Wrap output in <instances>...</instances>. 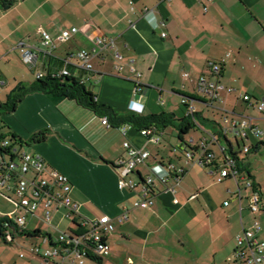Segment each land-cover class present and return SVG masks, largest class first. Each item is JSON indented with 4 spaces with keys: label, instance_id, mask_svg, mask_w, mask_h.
Segmentation results:
<instances>
[{
    "label": "crops",
    "instance_id": "1",
    "mask_svg": "<svg viewBox=\"0 0 264 264\" xmlns=\"http://www.w3.org/2000/svg\"><path fill=\"white\" fill-rule=\"evenodd\" d=\"M4 3L11 4L6 7ZM72 27L78 31L60 42L57 37L61 31ZM42 31L51 34L54 47L43 44ZM99 35L114 39L122 58H116L112 49H103L91 58L101 76L91 87L98 101L119 116L135 114L129 104L135 95L138 71L145 108L137 115L171 114V122L150 126L162 133L154 141L131 124H103V116L75 100L45 93L26 95L3 127L22 139L43 128L51 130L47 141L33 144L31 149L51 169L69 177L79 214L52 207L47 221L43 204L34 213L23 211L27 216L25 230H41L42 235L32 239L19 236L21 241L15 245L24 250L32 245L48 248L53 242H45L44 236L49 234L53 241L63 231L77 234L82 230V218L107 214L115 225L108 235L111 254L88 259L86 264H244L236 258L235 237L253 220H259L261 226L264 221V174L256 167V162L264 159V155L259 157L264 151V112L255 105L257 100H264V0H0V102L21 85L35 81L40 72L46 75L69 69L85 76L84 70L76 63H67L65 57L91 50ZM21 43L37 55L30 64L32 77L17 66ZM210 62L220 65L219 74L211 72ZM184 72L190 79L184 78ZM201 77L220 81L235 91L224 94L225 101L214 107L197 102L198 124L181 140L180 119L186 114L182 100L198 97ZM241 94L251 95L252 104L244 102ZM198 105L214 109L213 119ZM228 111L253 118L254 126L263 132L256 137L248 130V138L231 139L234 151L238 150L237 142L253 147L242 157L245 174L261 192L262 208L255 214L249 208L252 189L242 180L237 183L230 177L217 182L223 163L217 145H211L216 154L211 166L185 157L188 146L218 130L224 116H232ZM201 116L211 121L200 122ZM127 140L151 153L147 164L130 174L135 182L151 174L152 165L161 163L170 166L174 175L171 182L177 183L174 191L167 190L156 179L154 203L149 208L134 206L138 188H119L116 164L127 159ZM16 198L14 191L0 185V201L10 206L0 208V217L20 212L13 201ZM55 214L67 219L66 229L51 224ZM123 215L127 218L121 221ZM263 232L262 226L264 238ZM41 262V256L28 252L24 258L16 255L6 264ZM47 264L74 263L54 258Z\"/></svg>",
    "mask_w": 264,
    "mask_h": 264
},
{
    "label": "built area",
    "instance_id": "2",
    "mask_svg": "<svg viewBox=\"0 0 264 264\" xmlns=\"http://www.w3.org/2000/svg\"><path fill=\"white\" fill-rule=\"evenodd\" d=\"M213 2L214 0H207ZM163 24V23H161ZM78 31L77 27L61 31L57 39L60 42L68 40L72 34ZM165 35V33H163ZM44 45L54 47V42L51 34L47 31H42ZM103 49L114 50L116 58L121 59L122 54L119 52L114 39H109L103 36H97L94 39V47L91 50L82 49L77 52L68 54L65 57L67 63H76V67L86 72L85 76L79 77L78 74L71 72L69 69H63L53 76H76L80 82H92L97 84L100 79V73L96 71L90 63L91 58L100 53ZM19 51L22 58L27 64H34L37 58L36 52L25 46L23 43L19 45ZM209 68L212 73L219 74L221 67L216 62H210ZM135 71L134 68H132ZM43 73H37V78L43 77ZM185 79H190V74L184 72ZM135 95L129 104V109L135 114H141L144 111L145 103L141 98L143 96V83L141 73L135 71ZM198 97H185L182 102L186 106V114L197 120V105L202 103L209 107H214L216 104H221L225 101L224 94L232 93L235 88L227 86L222 82L208 81L201 77L197 84ZM240 98L247 103L252 104V97L249 94H241ZM259 111L264 112V100L255 102ZM232 116H224L219 123V128L216 131H210L209 137L194 142L185 151V157L188 161H194L201 166H210L216 158V154L211 150V145H217L223 156V163L219 168L217 182L221 183L227 178H233L237 183L242 180L245 187L251 188L252 193L249 197V208L254 214L261 210V193L256 184L246 174H241L237 167V158L240 155L232 156L229 154V146L223 143L224 138H227L231 143L233 138H248V130H251L256 137L263 135V132L253 124V118L240 115L235 111H228ZM103 124L109 125L106 117L102 120ZM198 124V122H197ZM125 132L124 129H122ZM141 133L154 140H159V135L162 133L154 128L142 129ZM8 145L7 141L3 143ZM233 145V144H232ZM127 159L117 162L116 167L120 173L119 188L120 189H139V198L134 202V206L138 208H149L153 205V194L155 193L156 179L163 183L167 190H175L176 184L171 182L172 172L170 166L166 167L161 163H156L150 168L151 174L146 175L142 181L135 182L130 174L135 172L141 165L147 164L151 158V153L147 150L137 148L130 141L124 142ZM251 146H243V153H248ZM179 180V178H177ZM0 185L8 190L14 191L16 195L15 205L20 212H12L1 216L2 218V233L9 243L15 244L17 241V233L25 230L27 216L23 211L34 213L40 204H43L46 209V220L50 221V209L56 207L64 209L67 213L79 214V204L72 198V184L69 177L57 170L51 169L44 158L37 153H30L26 150L12 151V156H0ZM226 205L229 201L225 202ZM127 217L123 215L121 221ZM82 230L77 234L67 231L53 240V244L48 248L42 249L35 245L32 246L30 252L34 255L42 257L40 264H47L49 260L60 258L62 263L70 262L74 264H86L88 259H103L111 254V245L108 241V235L115 230V225L112 218L103 214L97 218H82ZM262 226L259 220H253L249 228L243 227L235 237V253L236 258L244 262V264H264V240L260 238ZM48 242L47 238H44ZM20 257L23 258L25 253L21 252ZM6 264V263H4Z\"/></svg>",
    "mask_w": 264,
    "mask_h": 264
},
{
    "label": "trees",
    "instance_id": "3",
    "mask_svg": "<svg viewBox=\"0 0 264 264\" xmlns=\"http://www.w3.org/2000/svg\"><path fill=\"white\" fill-rule=\"evenodd\" d=\"M6 4L5 6L8 7L11 3H8V5ZM94 85L96 84L91 83V85H87L85 83H82L76 76L57 77L48 73L43 77L37 78L33 82L21 85L19 90H14L7 96L5 103L0 102V117L5 113L14 112L19 102H21L26 95L31 93H45L58 98H68L75 100L81 106L91 109L100 116L106 117L110 126H120L121 124L128 123L142 130L146 128H151L150 126L154 123L162 124L163 126L164 125L166 126L169 122H171L170 120L171 114H166V113H162L160 115H152L150 117H144L137 114L119 116L108 105L98 101L97 96L95 95L94 91L91 89V87ZM199 121L206 122L211 120L201 116L199 117ZM197 122L188 116H184L182 119H180L179 128L181 134L179 138L183 140L184 134H187L191 130L195 129ZM50 134H51V130L49 128H43L33 133V135L28 140L24 141L22 138L15 135L13 132L6 130L5 127H0V156L10 157L12 156V151L15 149L17 151L25 150L24 145H31V144L45 142L48 140ZM5 141H7L8 143V145L6 146L3 145ZM223 143L229 146L228 152L230 155L241 156L237 158L238 160L237 167L239 169V172H241L240 175L245 174V170H247V168L244 164V158L242 157L243 146H241V144L237 142L238 150L234 151V146L227 138H224ZM251 150H253V147L251 148ZM142 180L143 179H141V181ZM1 224H2V218L0 217V237L8 244L9 242L5 238V235L2 233ZM79 227L81 226L79 225ZM41 235H42L41 230H35L32 232L28 230H23L17 233V240L19 236H24L25 238L32 239V238H40ZM44 238H47L48 242H52V237L49 234L44 236ZM31 247H29L28 250L21 251L25 253L24 257L26 256V254H28V252H30Z\"/></svg>",
    "mask_w": 264,
    "mask_h": 264
},
{
    "label": "rangeland",
    "instance_id": "4",
    "mask_svg": "<svg viewBox=\"0 0 264 264\" xmlns=\"http://www.w3.org/2000/svg\"><path fill=\"white\" fill-rule=\"evenodd\" d=\"M17 66L21 67L22 71L26 70L31 77L33 76V71L30 69V64H27L24 62L20 52H19V59H18ZM9 73H10V75H12L11 71H9ZM5 102L6 101H4V103ZM198 107L203 109V110L205 107L206 113L210 116L211 119H213L214 113L212 111L214 109H212V108L206 109V106H201V105H198ZM215 113H216V111H215ZM215 116L217 119L219 118L218 115L215 114ZM8 117H9V113H5L0 117V127H3L6 119H10ZM5 128H6V130H9L8 127H5ZM32 135L33 134H31L28 138L23 139V140L24 141L28 140ZM31 145H33V144H31ZM31 145H24V149L27 152L33 153V150L31 149ZM262 155H264V151L262 153H259V157H263ZM256 167H257L258 171H260L262 174H264V159H262L260 162H256ZM0 208L1 209H3V208L10 209V206L8 204L0 201ZM67 223H68L67 219L66 220L61 219L60 214L53 215V218L51 220L52 225H55L62 230L67 228ZM42 224H44V223H42ZM262 226L264 228V221H262ZM260 238L264 240V238L261 236V234H260ZM19 241H21V240H19ZM34 241H36V240H34ZM21 251H25V250L20 245H18V244L9 245V244L5 243V241L2 238H0V264L2 262H4V263L9 262L10 258H15L16 255H18V257H19V254Z\"/></svg>",
    "mask_w": 264,
    "mask_h": 264
}]
</instances>
